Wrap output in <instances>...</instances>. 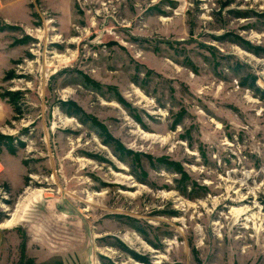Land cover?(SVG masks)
I'll list each match as a JSON object with an SVG mask.
<instances>
[{
  "label": "rangeland",
  "instance_id": "obj_1",
  "mask_svg": "<svg viewBox=\"0 0 264 264\" xmlns=\"http://www.w3.org/2000/svg\"><path fill=\"white\" fill-rule=\"evenodd\" d=\"M241 84L264 0H0V264H264Z\"/></svg>",
  "mask_w": 264,
  "mask_h": 264
},
{
  "label": "trees",
  "instance_id": "obj_2",
  "mask_svg": "<svg viewBox=\"0 0 264 264\" xmlns=\"http://www.w3.org/2000/svg\"><path fill=\"white\" fill-rule=\"evenodd\" d=\"M241 85H243V86L245 85L248 88L254 89L255 91H260V92L264 93V88L262 90H260V88L258 86H256L255 84H249V85L241 84ZM12 103H13V106H14V108L16 110V107H15L16 101L14 100ZM64 104H66V103H64ZM66 113L69 114V115H73L75 112L72 113L70 110H66ZM10 139L11 138H9L8 136L0 133V146H4L9 152L14 153L15 150H16L17 145L11 144L10 143ZM18 145L22 146L23 143L21 141H18Z\"/></svg>",
  "mask_w": 264,
  "mask_h": 264
},
{
  "label": "bare ground",
  "instance_id": "obj_3",
  "mask_svg": "<svg viewBox=\"0 0 264 264\" xmlns=\"http://www.w3.org/2000/svg\"><path fill=\"white\" fill-rule=\"evenodd\" d=\"M18 206H20V203L18 204ZM15 216L16 215H15V212H14L12 217L10 219H7V220H4L3 222H1L0 226H8V225L12 224L16 220Z\"/></svg>",
  "mask_w": 264,
  "mask_h": 264
},
{
  "label": "water",
  "instance_id": "obj_4",
  "mask_svg": "<svg viewBox=\"0 0 264 264\" xmlns=\"http://www.w3.org/2000/svg\"><path fill=\"white\" fill-rule=\"evenodd\" d=\"M0 234H1V230H0ZM0 239H1V237H0Z\"/></svg>",
  "mask_w": 264,
  "mask_h": 264
}]
</instances>
